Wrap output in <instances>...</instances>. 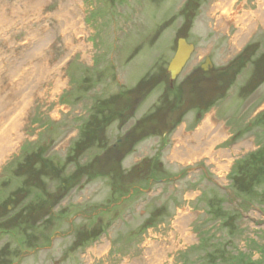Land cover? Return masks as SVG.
Wrapping results in <instances>:
<instances>
[{"label": "rangeland", "instance_id": "obj_1", "mask_svg": "<svg viewBox=\"0 0 264 264\" xmlns=\"http://www.w3.org/2000/svg\"><path fill=\"white\" fill-rule=\"evenodd\" d=\"M216 1L0 0V136L19 125L0 159V222L15 231L0 228V264H264V209L235 193L264 159V26L252 19L231 44L233 23L211 16ZM236 1L253 13L261 5ZM181 38L194 52L171 90L165 71ZM97 102L111 120L102 135L111 146L124 139L122 152L97 153L83 136ZM207 118L223 130L213 147L228 160L222 173L174 151L181 127L192 136ZM111 159L127 173L143 165L123 182L129 196L120 177H68L112 172ZM141 185L150 189L134 195ZM24 208L17 229L9 212Z\"/></svg>", "mask_w": 264, "mask_h": 264}, {"label": "bare ground", "instance_id": "obj_2", "mask_svg": "<svg viewBox=\"0 0 264 264\" xmlns=\"http://www.w3.org/2000/svg\"><path fill=\"white\" fill-rule=\"evenodd\" d=\"M257 5L261 3L259 6V11L256 13H253V11H246L243 8V5L240 7H237V1L236 0H217L213 7L211 8V16L213 17V12L215 10H219V15L221 14L224 21L221 23V19L219 20V15L217 18V25H221L220 27L222 29L227 28L228 21L233 23V27L235 28V34L233 35L231 39V44L233 41L241 43L244 41V33L248 29H253L250 25V22L252 19L253 24H257L258 22L261 23L264 26V0H256ZM232 8V9H231ZM216 13V12H215ZM220 15V16H221ZM257 16L261 17L262 19H258ZM66 21L65 23H67ZM231 24V23H230ZM77 25V24H76ZM242 26V28H240ZM82 26L80 25L79 29ZM248 33V32H247ZM237 46V45H236ZM28 97L27 99H29ZM8 108V107H7ZM4 112H7L6 109L4 110L2 107H0V115H4ZM7 117L8 115H4ZM1 116H0V122H1ZM14 120H11V122ZM213 122L207 118L200 128L191 136L190 134H185L183 131H180L179 134L176 136V143L174 147V151L180 150L182 152V155L177 159L179 162H190L195 161L196 158H207L210 162H213L216 165V171L218 173H222V170H225L227 167V161L225 159V155L222 152L216 153L217 158L215 159L213 152V147L215 146L216 142L219 141L220 136L223 134V130L221 128L217 129L214 132V129L212 127ZM19 125H14L12 128L9 129V132H4L2 136H0V159L3 158V156L10 153L13 143H11V139L9 136H12V133L18 129ZM8 127V126H7ZM213 129V130H212ZM18 132V131H17ZM184 137L192 138L195 137L194 140H192L191 145H188L182 141ZM184 156H186L187 160L184 159ZM174 158V157H173ZM193 159V160H192ZM221 160V161H218Z\"/></svg>", "mask_w": 264, "mask_h": 264}, {"label": "trees", "instance_id": "obj_3", "mask_svg": "<svg viewBox=\"0 0 264 264\" xmlns=\"http://www.w3.org/2000/svg\"><path fill=\"white\" fill-rule=\"evenodd\" d=\"M89 143V142H88ZM97 144L98 147L100 149H106L107 145H106V142L102 141V140H96L94 142V144ZM72 152V151H71ZM263 150H260L259 154L260 155H263ZM72 154V153H71ZM76 154V153H75ZM255 156V153L251 154L249 157L253 158V159H256ZM73 156H69V158H72ZM76 157V156H75ZM74 157V158H75ZM264 158V156H263ZM239 165V164H238ZM237 165V166H238ZM262 168H258L255 166L253 167H249L247 169H243L241 170L243 172V174H246V173H251L253 171V169L255 168V172L249 176L247 179H244V184H246V189L243 190L242 194H238V190L235 191V193L238 195V197L242 200V202H244L245 204H252V205H260L262 207V209H264V159L262 160ZM59 172H62V169L61 168H57ZM258 169H260V171H257ZM76 170V173L73 174L72 176L70 177H74L73 178V181H77L78 178H80L81 176L83 175H86V176H89L91 178V175L90 173L88 172V167H83V168H80V167H77L75 168ZM119 172H117L116 174H118ZM142 173V172H141ZM114 174V176L116 175ZM118 176L120 177V180L121 182L123 183L125 179H127L126 177L124 178L123 176H121V174L119 173ZM132 176H136V175H133ZM69 177V176H68ZM66 177V181H69V178ZM133 182L131 181L130 184H132ZM235 185V184H234ZM237 185V184H236ZM262 185L263 187L261 188V195L259 197H257V192H254V189L257 188L258 186ZM124 187V185H122ZM238 186V185H237ZM9 200V199H8ZM15 200V199H14ZM43 200V198L41 199ZM217 202V201H216ZM28 206H30V202L27 204ZM27 208H30V207H27ZM25 209V208H24ZM10 213H13L14 214V217L12 218V222L13 224L15 223L16 226H17V229H20V228H24V218H25V214L24 212H20V214L16 213L13 209ZM25 213H28L26 210H25ZM221 213H225L224 211L222 212H219L218 210L215 212L216 216H218L219 214ZM219 219V218H218ZM1 228H3L4 230H9L8 227H5V226H2ZM10 231V230H9ZM10 232H15V231H10ZM220 253H215L216 256H218ZM243 254V253H242ZM246 255V254H245ZM204 259V258H203ZM220 259H221V255H220ZM243 259H245V256L243 255ZM258 261V260H257ZM257 261H254V262H257ZM255 264V263H253ZM256 264H260V263H256Z\"/></svg>", "mask_w": 264, "mask_h": 264}, {"label": "water", "instance_id": "obj_4", "mask_svg": "<svg viewBox=\"0 0 264 264\" xmlns=\"http://www.w3.org/2000/svg\"><path fill=\"white\" fill-rule=\"evenodd\" d=\"M192 50V47L186 45L183 40L179 41L178 50L168 69L171 80H174L177 77L185 63L188 61Z\"/></svg>", "mask_w": 264, "mask_h": 264}, {"label": "flooded vegetation", "instance_id": "obj_5", "mask_svg": "<svg viewBox=\"0 0 264 264\" xmlns=\"http://www.w3.org/2000/svg\"><path fill=\"white\" fill-rule=\"evenodd\" d=\"M218 71H220V70H218Z\"/></svg>", "mask_w": 264, "mask_h": 264}]
</instances>
